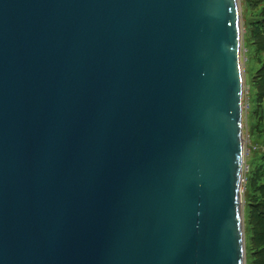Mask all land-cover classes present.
<instances>
[{"label": "water", "instance_id": "1", "mask_svg": "<svg viewBox=\"0 0 264 264\" xmlns=\"http://www.w3.org/2000/svg\"><path fill=\"white\" fill-rule=\"evenodd\" d=\"M237 0H0V264H247Z\"/></svg>", "mask_w": 264, "mask_h": 264}, {"label": "trees", "instance_id": "2", "mask_svg": "<svg viewBox=\"0 0 264 264\" xmlns=\"http://www.w3.org/2000/svg\"><path fill=\"white\" fill-rule=\"evenodd\" d=\"M249 1L255 4L256 11L245 23L244 47L248 59V52L252 51L255 61L259 63L250 84L254 87L253 131L264 143V0ZM250 84L246 81L250 88L249 108L252 91ZM261 145L264 147L262 143ZM261 151H254L255 155L248 164L249 170L245 177L243 200L247 264H264V150Z\"/></svg>", "mask_w": 264, "mask_h": 264}, {"label": "rangeland", "instance_id": "3", "mask_svg": "<svg viewBox=\"0 0 264 264\" xmlns=\"http://www.w3.org/2000/svg\"><path fill=\"white\" fill-rule=\"evenodd\" d=\"M238 2V8H239V14H240V22H241V33L243 35V45H242V56H241V69H242V76L244 80V98H243V152H244V180L246 177V173L249 170L248 164L250 163L251 158L255 155L254 151L262 150L263 152L264 147H261V143L264 145L263 142L260 141L259 137H257L253 131V123L254 119L252 116V111L254 108V87L252 84V75L255 72L258 62L255 61V55L252 51L248 52L249 59L246 55L247 50L244 47L245 42V23L247 19L251 17V14L256 11L255 4L251 3L249 0H237ZM249 17V18H248ZM246 81L251 86V102H250V108H249V91L250 88L248 85H246ZM250 113V115H248ZM260 143L257 144L258 141ZM245 182H243V189L245 191ZM244 195V193H243ZM244 197V196H243Z\"/></svg>", "mask_w": 264, "mask_h": 264}, {"label": "built area", "instance_id": "4", "mask_svg": "<svg viewBox=\"0 0 264 264\" xmlns=\"http://www.w3.org/2000/svg\"><path fill=\"white\" fill-rule=\"evenodd\" d=\"M243 182H245V183H246V178H245V180L243 179Z\"/></svg>", "mask_w": 264, "mask_h": 264}]
</instances>
